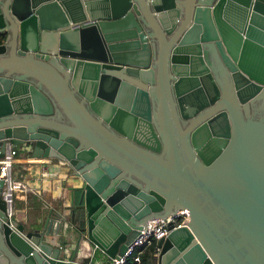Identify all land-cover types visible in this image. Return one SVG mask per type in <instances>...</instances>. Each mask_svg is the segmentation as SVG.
<instances>
[{"label": "water", "instance_id": "water-1", "mask_svg": "<svg viewBox=\"0 0 264 264\" xmlns=\"http://www.w3.org/2000/svg\"><path fill=\"white\" fill-rule=\"evenodd\" d=\"M263 90L264 0H0V159L75 183L27 229L0 180V264H111L180 213L158 264H264V165L238 113ZM234 159L231 196L215 176ZM66 222L69 255L47 242Z\"/></svg>", "mask_w": 264, "mask_h": 264}, {"label": "crops", "instance_id": "crops-1", "mask_svg": "<svg viewBox=\"0 0 264 264\" xmlns=\"http://www.w3.org/2000/svg\"><path fill=\"white\" fill-rule=\"evenodd\" d=\"M16 149L19 153L9 172V179L12 183H21L28 189L14 192L11 207L17 221L27 229L32 224L41 227L49 210L70 206V189L75 183L66 177L60 166L47 160L32 159L25 151ZM65 214L69 216L70 211ZM71 229L70 223L66 222L63 237L53 236L48 238L47 242L53 246H63L69 255L77 240V234ZM82 245L81 252L90 249L87 243ZM100 262H104V258L99 264Z\"/></svg>", "mask_w": 264, "mask_h": 264}, {"label": "built area", "instance_id": "built-area-1", "mask_svg": "<svg viewBox=\"0 0 264 264\" xmlns=\"http://www.w3.org/2000/svg\"><path fill=\"white\" fill-rule=\"evenodd\" d=\"M18 153L19 151H17L16 148H10L0 159V180L3 181L1 197L9 206H12L15 191L28 189L25 185L21 183H12L9 179V172L12 165L15 163ZM180 217V219L174 220L155 219L154 221L147 222L145 234L142 229L140 231V236L136 238L126 253L118 259H112L111 264H125L127 258L130 257L132 253L139 250H141V252L150 250L149 264H158L161 252L158 242L165 239L170 233L171 230L168 229V225L172 224L173 230H177L182 227H189V216L184 218V213H180Z\"/></svg>", "mask_w": 264, "mask_h": 264}, {"label": "flooded vegetation", "instance_id": "flooded-vegetation-1", "mask_svg": "<svg viewBox=\"0 0 264 264\" xmlns=\"http://www.w3.org/2000/svg\"><path fill=\"white\" fill-rule=\"evenodd\" d=\"M238 113L242 123H249L247 136L251 148L264 165V90L256 96L248 105V115L241 108ZM235 164L228 163L215 176V182L221 188H229V194L234 196L238 192V183L242 181L241 174Z\"/></svg>", "mask_w": 264, "mask_h": 264}, {"label": "trees", "instance_id": "trees-1", "mask_svg": "<svg viewBox=\"0 0 264 264\" xmlns=\"http://www.w3.org/2000/svg\"><path fill=\"white\" fill-rule=\"evenodd\" d=\"M140 252L141 250L132 253L131 256L127 258L125 264H149L150 250Z\"/></svg>", "mask_w": 264, "mask_h": 264}]
</instances>
